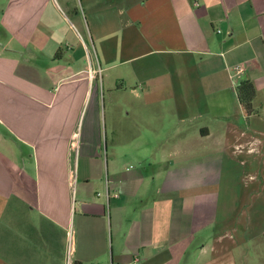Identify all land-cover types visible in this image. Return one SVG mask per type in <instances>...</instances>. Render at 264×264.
Wrapping results in <instances>:
<instances>
[{
  "label": "crops",
  "instance_id": "crops-1",
  "mask_svg": "<svg viewBox=\"0 0 264 264\" xmlns=\"http://www.w3.org/2000/svg\"><path fill=\"white\" fill-rule=\"evenodd\" d=\"M73 1L0 0V264H264V0Z\"/></svg>",
  "mask_w": 264,
  "mask_h": 264
},
{
  "label": "rangeland",
  "instance_id": "rangeland-1",
  "mask_svg": "<svg viewBox=\"0 0 264 264\" xmlns=\"http://www.w3.org/2000/svg\"><path fill=\"white\" fill-rule=\"evenodd\" d=\"M75 5H77V9L79 12H81V6L80 4L77 2V0L73 1ZM77 3V4H76ZM68 16L70 17L71 21L74 23L73 18L71 15L68 14ZM100 87V86H99ZM101 90H103V88L101 87ZM106 93V90H105ZM252 170V166L250 165V163H248L246 166H241L240 164L237 166L228 164L227 162L223 163V173H222V182H221V194H227L229 199L226 200L224 198L225 201L223 205H226L228 203V205H236V194L238 192V187L239 185H242V183L237 182V177L241 176L244 177L243 182H247L248 181V175L250 174ZM239 179V178H238ZM239 181V180H238ZM238 183V184H237ZM249 184V182L247 183ZM251 184V183H250ZM259 186V184H255L252 186V189H257ZM233 190V193H232ZM258 191V190H256ZM235 193V196H234Z\"/></svg>",
  "mask_w": 264,
  "mask_h": 264
},
{
  "label": "trees",
  "instance_id": "trees-1",
  "mask_svg": "<svg viewBox=\"0 0 264 264\" xmlns=\"http://www.w3.org/2000/svg\"><path fill=\"white\" fill-rule=\"evenodd\" d=\"M236 96L242 112V115L247 118L254 113L253 101L255 97V90L253 85L248 82H239L236 86ZM72 264H81L73 262Z\"/></svg>",
  "mask_w": 264,
  "mask_h": 264
},
{
  "label": "built area",
  "instance_id": "built-area-1",
  "mask_svg": "<svg viewBox=\"0 0 264 264\" xmlns=\"http://www.w3.org/2000/svg\"><path fill=\"white\" fill-rule=\"evenodd\" d=\"M242 71H243V68L240 67V66H237V67L235 68V74H234V77H239V76L241 75Z\"/></svg>",
  "mask_w": 264,
  "mask_h": 264
}]
</instances>
